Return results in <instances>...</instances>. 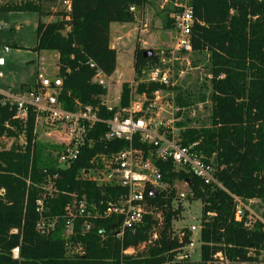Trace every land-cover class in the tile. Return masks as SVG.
<instances>
[{
    "label": "trees",
    "instance_id": "obj_1",
    "mask_svg": "<svg viewBox=\"0 0 264 264\" xmlns=\"http://www.w3.org/2000/svg\"><path fill=\"white\" fill-rule=\"evenodd\" d=\"M175 0H169V3ZM168 3V5H169ZM193 8L194 24L190 49L182 53H203L210 76L201 96L210 99L207 121L198 125L186 115L194 102L188 89L158 82H140L143 70L159 64L154 49L136 44L134 50L135 82L139 92L152 99L156 90L177 89L174 104L182 144L199 141V149L217 165L216 176L222 187L204 181L171 160L160 161L162 180L167 191L150 195L145 191L148 213L134 230L116 235L114 224L119 217L99 218L88 231L83 219L75 221L74 231L66 237L67 209L78 198L99 204L118 200L126 189L118 184H98L80 177L89 170L97 152L116 151L125 140L102 139L107 125L98 122L89 132L95 142L86 144L77 160L69 166L58 163L62 147L39 137L37 112L31 108L26 121L16 119L15 108L3 105L0 91V264H164L190 243V232L181 240L174 223L182 213L176 182H189L190 200L202 202L200 229L201 257L184 259L176 264H230L261 261L264 251V223L252 227L235 218L233 196L256 200L264 219V0H188ZM152 0H10L0 5L5 12H36L37 40L33 49L59 54L56 77L63 84L56 87L57 101L66 110L92 105L103 119L113 117L131 100V83L122 84L119 104L108 108L106 86L94 81L98 69L112 75L117 68L118 52L112 46L111 24L136 20L130 10L141 11ZM164 7L163 28L175 29L171 13L179 10ZM47 18H52L46 21ZM168 28V29H167ZM152 50L151 56L144 52ZM96 66L92 67L91 62ZM38 87L30 85L27 89ZM200 88V87H199ZM200 90V89H199ZM148 104V102H147ZM199 121V119H195ZM3 135L12 142H3ZM23 141H20V137ZM42 208V210H40ZM257 210V208H256ZM55 220V227L43 232ZM104 229V232L101 230ZM156 233L157 237L153 238ZM81 243L83 252L70 255L68 242ZM19 247V258L13 249ZM131 250L132 252H126Z\"/></svg>",
    "mask_w": 264,
    "mask_h": 264
},
{
    "label": "built area",
    "instance_id": "obj_2",
    "mask_svg": "<svg viewBox=\"0 0 264 264\" xmlns=\"http://www.w3.org/2000/svg\"><path fill=\"white\" fill-rule=\"evenodd\" d=\"M180 8L172 14L175 23V46L171 51V58L178 59L176 53L183 48L190 49V34L194 24L193 8L188 3L177 4ZM130 10L135 14L136 6H131ZM140 23L143 28H147L143 11L140 12ZM136 17V14H135ZM138 17H136V20ZM4 58L0 57V65L4 64ZM92 67L96 66L91 62ZM172 67L159 64L152 65L143 70V77L140 82H158L171 85ZM107 75L97 70L94 81L103 86H108ZM38 87L26 89L18 93L13 91L2 92L4 98L3 105H10L15 108V118L26 121L31 108L37 112L36 125L40 120L45 121L49 128L58 130V140L56 144L62 147L58 156V163L69 166L81 154L86 144L94 143L89 138V132L96 123L103 122L107 125V131L102 139L125 140L127 144L119 150L109 152H97L91 159L93 166L89 170H82L80 177L94 180L98 184H118L126 189V193L120 195L119 199L101 201L99 204L88 202L85 195L78 198L72 204L69 203L67 209L66 237H70L74 231L75 221L83 219L82 228L88 231L93 221L99 218L119 217L116 228V235L122 236L125 230H134L143 221L148 213L145 191L156 190L167 191L168 186L163 182L160 161H172L177 167L192 172L201 178L205 184L222 187L216 173L217 165L214 160L208 159L199 149L200 142L194 141L189 145L182 144L180 140L181 131L177 123L180 121L176 117L173 106V99L165 102L163 93L167 90H156L154 97L150 99L145 91L139 92L135 77L131 81V100L127 107L121 108L113 117L103 119L100 117L98 109L92 105H80L76 111L62 108L57 101L59 87L63 84L60 77H47L38 72ZM108 88V87H107ZM48 89H55L53 94L47 93ZM148 102V104H147ZM107 105V104H106ZM109 109L113 106L107 105ZM58 128V129H57ZM61 128V129H60ZM51 134V133H49ZM1 141V138H0ZM1 147V142H0ZM189 184L187 181H183ZM177 183L174 184L176 194L179 198H189L193 196L190 189L188 192H178ZM236 203L235 218L243 221L247 227H252L254 222L264 219L258 214L250 204L256 200L245 201L240 197L233 196ZM42 210V208L40 209ZM39 229L47 232L55 227V220L48 224L45 230L44 220L38 224ZM183 228L176 231V235L181 240L186 233ZM190 232V243L184 247L181 253L169 259L166 264H176L178 261L191 258V249L194 247L193 235L197 229L196 225L186 228ZM201 229V224H200ZM157 234H153L156 238ZM68 253H82L83 246L80 242H68ZM19 247L13 249L15 258H19ZM127 250L126 252H130ZM251 264H264L263 262H253Z\"/></svg>",
    "mask_w": 264,
    "mask_h": 264
},
{
    "label": "rangeland",
    "instance_id": "obj_3",
    "mask_svg": "<svg viewBox=\"0 0 264 264\" xmlns=\"http://www.w3.org/2000/svg\"><path fill=\"white\" fill-rule=\"evenodd\" d=\"M7 1L10 0H0V5ZM186 1L175 0L169 3V0H152V4L150 6L147 5L143 11V18H145L148 25L147 32H141L140 12L142 11L139 8L135 12L138 19L133 24H126L116 28L115 36L116 38L119 37V39L115 40L114 38L113 43L118 52V61L116 72L111 78L106 79L109 91L104 99L107 105L113 106L118 104L121 93V82L124 80L132 81L134 79V49L136 44L139 43L140 46L146 49L156 50L162 59V65L172 67L170 74L172 86L179 87V89H188L192 93V101L194 103L186 109V115L194 119L192 123L198 125L202 120L209 121L211 101L210 99L203 101L201 98L203 94L206 93V96L208 94L205 86L204 88L202 87L204 84L209 85L208 77L210 73L205 65L207 62L206 56L203 53L197 52H179L176 53L179 58L177 60L172 59L171 51L176 41L175 29L165 30L163 28L164 14L162 13L164 7L169 3L168 8L173 9L177 4L180 5ZM50 20L52 18L46 19V21ZM37 25L38 14L36 12L0 11V57L4 58L5 61V65L0 66V87L2 89H6L9 86L17 89L22 85L27 87V84L35 83L38 81V69L39 73L47 77H52V74L58 72L55 51L43 50L37 52L33 49L37 40ZM0 91L8 92L5 90ZM177 91L178 88L169 89L163 93L165 102L168 103L173 99L175 113L178 111V108L174 104ZM195 119H199V121ZM36 130L41 139L56 144L58 130L49 128L43 120L37 123ZM2 138L3 142L7 145L13 140L11 137H6L5 135ZM20 141H23L22 136L20 137ZM176 187L178 192L190 191L189 184L184 182H178ZM175 204L176 206L181 204L183 208L180 218L174 223L176 231H181L183 228H189L193 225L197 226L193 235L194 247L190 252L192 260H199L201 257L200 220L202 217V202L200 200H190L187 197L176 199ZM258 205L257 202L250 204L256 212L260 210ZM260 258L261 261L259 262L264 263V251ZM230 264L251 263L231 262Z\"/></svg>",
    "mask_w": 264,
    "mask_h": 264
},
{
    "label": "crops",
    "instance_id": "obj_4",
    "mask_svg": "<svg viewBox=\"0 0 264 264\" xmlns=\"http://www.w3.org/2000/svg\"><path fill=\"white\" fill-rule=\"evenodd\" d=\"M135 22V21H134ZM134 22H131V23H123V24H121V23H112L111 24V38H112V46L113 47H115V45H114V43H113V39L115 38V40H118L119 39V37H117L116 38V36H115V31H116V28L117 27H120V26H123V25H126V24H133ZM146 24H147V22H146ZM140 29H141V32H147L148 31V25H147V28H143V30H142V26L140 27ZM142 34V33H141ZM141 37V39H142V35L140 36ZM136 47V46H135ZM135 50V49H134ZM56 54V56H57V66H58V58H59V54L56 52L55 53ZM118 61V60H117ZM3 65H5V62H4V64H2V65H0V66H3ZM39 70V69H38ZM37 70V72H39ZM58 71H59V66H58ZM115 72H116V70H115ZM114 72V73H115ZM134 72H135V70H134ZM57 73L58 72H56V73H54V74H52L53 76L52 77H55L56 75H57ZM113 73V74H114ZM112 74V75H113ZM112 75H110V76H108L107 75V78L109 79V78H111L112 77ZM52 77H50V78H52ZM134 77H135V74H134ZM106 78V79H107ZM133 81V80H132ZM124 82H131V81H128V80H124V81H122L121 82V89H122V84L124 83ZM35 84H39L38 83V81H36L35 83H33V84H31V83H29V84H27V87H25V86H20L19 88H17V89H13L11 86H9L8 88H6V89H2L1 87H0V90H5V91H13V92H16V93H18V92H20V91H24V90H26L27 88H29V86L30 85H35ZM108 87V86H107ZM108 89V91H109V88H107ZM54 91H55V89H48L47 90V93H49V94H53L54 93ZM108 93V92H107ZM121 94V93H120ZM106 96V95H105ZM105 96L103 97V98H105ZM104 101H105V103L107 104V102H106V100L104 99ZM119 101H120V98H119ZM119 104V103H118ZM118 104H115V105H113V106H116V105H118Z\"/></svg>",
    "mask_w": 264,
    "mask_h": 264
},
{
    "label": "water",
    "instance_id": "obj_5",
    "mask_svg": "<svg viewBox=\"0 0 264 264\" xmlns=\"http://www.w3.org/2000/svg\"><path fill=\"white\" fill-rule=\"evenodd\" d=\"M152 54H153V51L152 50H147V51L144 52V56L145 57L151 56ZM149 194L150 195H156L157 194V191L156 190H150L149 191ZM115 226H116V224L113 225V227H115ZM104 231H105L104 229L101 230V232H104Z\"/></svg>",
    "mask_w": 264,
    "mask_h": 264
}]
</instances>
